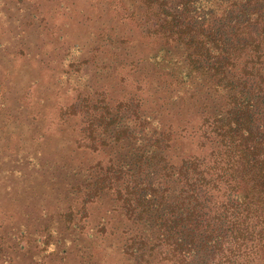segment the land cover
<instances>
[{
    "label": "trees",
    "instance_id": "trees-1",
    "mask_svg": "<svg viewBox=\"0 0 264 264\" xmlns=\"http://www.w3.org/2000/svg\"><path fill=\"white\" fill-rule=\"evenodd\" d=\"M6 1L50 31L55 83L76 84L57 123L74 122L75 145L103 158L37 230L0 214V264L31 253L27 264H75L78 246L55 234L57 222L135 264H264V0ZM90 65L129 74L133 89L112 99L88 87L79 75ZM105 199L123 223L96 228Z\"/></svg>",
    "mask_w": 264,
    "mask_h": 264
},
{
    "label": "rangeland",
    "instance_id": "rangeland-1",
    "mask_svg": "<svg viewBox=\"0 0 264 264\" xmlns=\"http://www.w3.org/2000/svg\"><path fill=\"white\" fill-rule=\"evenodd\" d=\"M9 6L5 0L0 2V214L8 218H5L7 224L14 221L16 227L26 226L31 232L41 226L43 218L46 222L50 214L55 215L58 210L73 204V188L85 178V170L102 159L103 154L75 145L78 128L73 125L74 122L71 125L57 123L59 105L76 96L71 91L76 85H71L74 78L64 76L60 85L65 87L56 85L57 76L54 74L63 73L59 63H56V52L52 47L54 42L49 39L50 31L41 33V30L33 29L34 26L24 15L8 9ZM86 40L82 44L90 43L93 54L106 52L102 41L94 45L90 39ZM23 41L29 45L30 51L23 50V54L17 55ZM87 53L88 49L85 48L83 54ZM84 69L79 76L83 75L82 80L89 81L87 86L107 91L112 99H120L133 89L128 82L129 74L120 72L116 76L114 72L99 73L91 65ZM32 79L38 82L27 85L31 84ZM17 145H22V148L15 154ZM26 157L31 161V166L24 165ZM81 167L83 169L80 170ZM102 201L103 205H94L96 228L111 216L114 217V224H122L121 217L108 215L112 207L109 201ZM57 227L59 229L55 234L69 237L67 242L70 248L78 246L74 251L78 255L75 264H82L81 261L85 263L89 255L96 258L88 264H135L114 248L99 244L82 245L75 240V235L63 233L62 222H57ZM83 252L86 253L81 255ZM32 255L35 254H29L20 262L27 264ZM52 264H58V261Z\"/></svg>",
    "mask_w": 264,
    "mask_h": 264
}]
</instances>
